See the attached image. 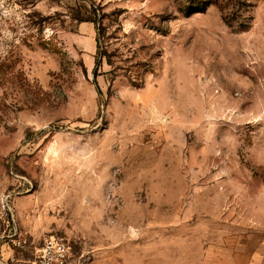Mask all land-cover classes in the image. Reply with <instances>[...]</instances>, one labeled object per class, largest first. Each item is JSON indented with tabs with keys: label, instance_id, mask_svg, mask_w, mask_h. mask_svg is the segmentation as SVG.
Listing matches in <instances>:
<instances>
[{
	"label": "rangeland",
	"instance_id": "obj_1",
	"mask_svg": "<svg viewBox=\"0 0 264 264\" xmlns=\"http://www.w3.org/2000/svg\"><path fill=\"white\" fill-rule=\"evenodd\" d=\"M12 229L17 258L264 264V0H0Z\"/></svg>",
	"mask_w": 264,
	"mask_h": 264
},
{
	"label": "built area",
	"instance_id": "obj_2",
	"mask_svg": "<svg viewBox=\"0 0 264 264\" xmlns=\"http://www.w3.org/2000/svg\"><path fill=\"white\" fill-rule=\"evenodd\" d=\"M29 248L25 237L16 229L0 237V264H87L83 253H75L71 245L60 236H47L40 244L31 249L27 258H17L13 251H25ZM6 249L11 252L6 253ZM30 250V249H29Z\"/></svg>",
	"mask_w": 264,
	"mask_h": 264
},
{
	"label": "crops",
	"instance_id": "obj_3",
	"mask_svg": "<svg viewBox=\"0 0 264 264\" xmlns=\"http://www.w3.org/2000/svg\"><path fill=\"white\" fill-rule=\"evenodd\" d=\"M89 23H82L81 26L82 28H89L88 25ZM81 28V27H80ZM81 30V29H80ZM93 44H94V49L96 48V42H95V34H94V40H93Z\"/></svg>",
	"mask_w": 264,
	"mask_h": 264
}]
</instances>
